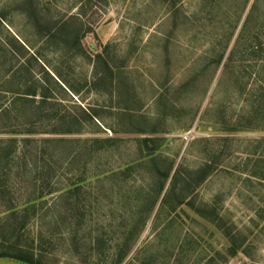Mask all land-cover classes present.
Returning <instances> with one entry per match:
<instances>
[{
	"label": "rangeland",
	"instance_id": "374dc122",
	"mask_svg": "<svg viewBox=\"0 0 264 264\" xmlns=\"http://www.w3.org/2000/svg\"><path fill=\"white\" fill-rule=\"evenodd\" d=\"M23 1L0 0V44L14 36L51 62L72 88L53 90L63 109L84 121L79 134L32 136L79 143L41 158L28 143L26 170L2 177L10 194L0 200V218L3 200L19 210L36 204L21 244L40 237L34 245L45 264H113L139 225L125 262L264 264V0H38L54 19L81 14L85 55L104 52L112 69L103 80L88 60L77 57L72 72L54 60L22 14ZM33 72L40 76L37 66ZM258 105L256 119L250 112ZM13 136L0 132L2 140L24 137ZM205 165L210 173L186 193V179ZM75 183L79 223L55 208L57 193L47 195ZM196 210H214L221 222ZM94 236L104 242L91 250Z\"/></svg>",
	"mask_w": 264,
	"mask_h": 264
},
{
	"label": "trees",
	"instance_id": "16d2710c",
	"mask_svg": "<svg viewBox=\"0 0 264 264\" xmlns=\"http://www.w3.org/2000/svg\"><path fill=\"white\" fill-rule=\"evenodd\" d=\"M39 5L38 0H24L20 10L33 29L36 30V35L43 39L45 50L53 54L54 60L67 66L72 72L74 61L77 57H80L93 63L94 68H96V80H103L106 74L112 76V69H110L104 52L96 54L93 58L85 55L81 41L87 30L84 29L85 25L81 21V14H69L54 19L52 16L44 14V10ZM171 8L173 12L175 9L174 3H172ZM0 21H3L1 16ZM5 40L6 42L0 44V132L12 135V137H15L13 135L23 134L24 137L21 139H0V200L10 194L6 183L3 180L1 181L2 177L9 176V173L13 170H16V174L19 175L21 174V168H24V170L27 168L24 158L28 143L36 144L34 153L35 157L39 156V158L45 157L46 154H54L55 148L62 143H79V140L63 138L36 139L32 136L79 134L84 121L81 118L74 117L68 110L63 109L61 101L53 91H72L71 86H67V82L57 68H54L51 62L43 59V57L41 58L39 54L34 52L30 54L28 49L14 36L7 35ZM34 66L38 67L40 76L33 72ZM98 66L104 67V70L102 68L101 71H98ZM84 81L88 84L86 78H84ZM262 99V97L258 99L259 104ZM250 114L251 116L255 115L254 118L257 119L262 114L260 105ZM84 115L88 116L86 113ZM114 140L106 139L107 142ZM103 142V140L91 142L95 144V152L104 149V146L99 145ZM23 164L24 166L21 167ZM210 169L212 170L209 165H205L203 168L196 170L198 177L194 180L186 179L183 190L186 193L190 192L196 183L210 173ZM53 173H55L54 170ZM177 176H179V172L174 175V182L177 181ZM71 185L47 192V195L57 193V197L53 202L55 208L66 209L69 214L68 219L73 220L75 216L79 219H77L79 223L80 217H84L81 212V209L84 208L81 199L82 187L78 183ZM158 196L159 194H157V199ZM39 199H43V197L40 196ZM186 199L187 197L183 196L182 204L188 203ZM42 201L45 202V200ZM2 202L6 204V214L0 218V258H10L24 264H45L34 245L35 242H39L40 237L32 239L30 244H21L22 230L31 217H34L37 213L36 204H27L22 210H19L13 205L11 198ZM77 213L78 216L75 215ZM196 213L202 218L210 219L212 222H221L220 217L214 210H212L213 216H207L201 210H196ZM138 226H136L137 230L133 232L135 240L132 241V237L128 238L124 241L122 247H117L112 255L114 257L113 264H132L135 260L130 259L125 262L141 233ZM218 227L223 229V226L219 224ZM228 232L225 231L226 235L230 236ZM90 240L93 244L91 250L100 247L104 242L98 236H94ZM74 250L77 251V247ZM235 254L236 248L233 245L231 255L234 256Z\"/></svg>",
	"mask_w": 264,
	"mask_h": 264
}]
</instances>
